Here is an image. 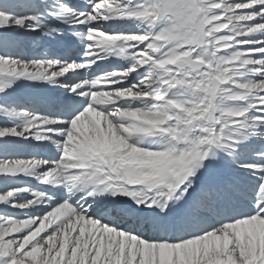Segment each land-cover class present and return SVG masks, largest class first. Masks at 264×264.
<instances>
[{
  "label": "snow or ice",
  "instance_id": "snow-or-ice-1",
  "mask_svg": "<svg viewBox=\"0 0 264 264\" xmlns=\"http://www.w3.org/2000/svg\"><path fill=\"white\" fill-rule=\"evenodd\" d=\"M0 264H264V0H0Z\"/></svg>",
  "mask_w": 264,
  "mask_h": 264
},
{
  "label": "bare ground",
  "instance_id": "bare-ground-1",
  "mask_svg": "<svg viewBox=\"0 0 264 264\" xmlns=\"http://www.w3.org/2000/svg\"><path fill=\"white\" fill-rule=\"evenodd\" d=\"M44 50H47V49H44ZM54 50V49H53Z\"/></svg>",
  "mask_w": 264,
  "mask_h": 264
}]
</instances>
